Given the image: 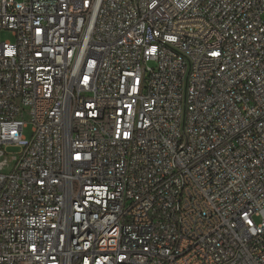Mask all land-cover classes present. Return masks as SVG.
<instances>
[{
    "label": "built area",
    "instance_id": "built-area-1",
    "mask_svg": "<svg viewBox=\"0 0 264 264\" xmlns=\"http://www.w3.org/2000/svg\"><path fill=\"white\" fill-rule=\"evenodd\" d=\"M2 30L0 264H264V0H0Z\"/></svg>",
    "mask_w": 264,
    "mask_h": 264
},
{
    "label": "rangeland",
    "instance_id": "rangeland-1",
    "mask_svg": "<svg viewBox=\"0 0 264 264\" xmlns=\"http://www.w3.org/2000/svg\"><path fill=\"white\" fill-rule=\"evenodd\" d=\"M13 36L11 31L9 30H2L0 31V41H5V40H12ZM31 129L32 125L30 123H26V127L24 128V135L26 137H30L31 135ZM5 151L9 154V161L13 159V156L19 151V148L14 145H7L5 147Z\"/></svg>",
    "mask_w": 264,
    "mask_h": 264
}]
</instances>
